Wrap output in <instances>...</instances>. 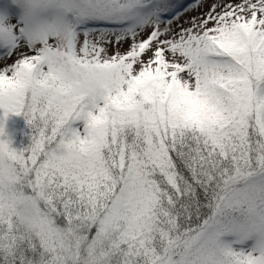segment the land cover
Segmentation results:
<instances>
[{
    "label": "snow or ice",
    "instance_id": "1",
    "mask_svg": "<svg viewBox=\"0 0 264 264\" xmlns=\"http://www.w3.org/2000/svg\"><path fill=\"white\" fill-rule=\"evenodd\" d=\"M13 55L0 264H264V0H0Z\"/></svg>",
    "mask_w": 264,
    "mask_h": 264
},
{
    "label": "clouds",
    "instance_id": "2",
    "mask_svg": "<svg viewBox=\"0 0 264 264\" xmlns=\"http://www.w3.org/2000/svg\"><path fill=\"white\" fill-rule=\"evenodd\" d=\"M15 215L20 227L27 233L34 229L38 215L31 202L19 203L15 209Z\"/></svg>",
    "mask_w": 264,
    "mask_h": 264
},
{
    "label": "trees",
    "instance_id": "3",
    "mask_svg": "<svg viewBox=\"0 0 264 264\" xmlns=\"http://www.w3.org/2000/svg\"><path fill=\"white\" fill-rule=\"evenodd\" d=\"M11 124L13 127V135L18 143L17 149L27 147L30 141L31 129L27 126L26 121L22 115H15L11 119Z\"/></svg>",
    "mask_w": 264,
    "mask_h": 264
},
{
    "label": "rangeland",
    "instance_id": "4",
    "mask_svg": "<svg viewBox=\"0 0 264 264\" xmlns=\"http://www.w3.org/2000/svg\"><path fill=\"white\" fill-rule=\"evenodd\" d=\"M233 2H239V0H233ZM207 7V6H206ZM203 11V10H201ZM197 12H189L187 13V16L184 17L185 19L189 16H195L197 15ZM126 47V45H125ZM18 57L16 55H13L10 59H3L0 58V68L6 66V65H10L11 63H13ZM0 115H2V110H0ZM15 116V114H9L7 120H6V125H5V129L6 132L8 134V137L11 138L12 140V147L17 149V145H15V143H18L17 140L15 139V135H13V127L11 124V119Z\"/></svg>",
    "mask_w": 264,
    "mask_h": 264
}]
</instances>
